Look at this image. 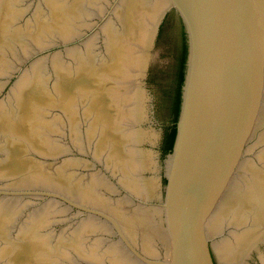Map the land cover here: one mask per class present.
I'll return each instance as SVG.
<instances>
[{
  "label": "water",
  "instance_id": "water-1",
  "mask_svg": "<svg viewBox=\"0 0 264 264\" xmlns=\"http://www.w3.org/2000/svg\"><path fill=\"white\" fill-rule=\"evenodd\" d=\"M0 264H264V0H0Z\"/></svg>",
  "mask_w": 264,
  "mask_h": 264
},
{
  "label": "trees",
  "instance_id": "trees-1",
  "mask_svg": "<svg viewBox=\"0 0 264 264\" xmlns=\"http://www.w3.org/2000/svg\"><path fill=\"white\" fill-rule=\"evenodd\" d=\"M182 39L180 45V54L178 57V63L176 65L174 75V83L169 94L171 96L170 103L173 111V119L171 125L165 130V147L163 148V157L170 153L173 149L177 128L176 124L179 118L181 101H182V87L186 74V63L188 57V39L184 24L181 23Z\"/></svg>",
  "mask_w": 264,
  "mask_h": 264
}]
</instances>
